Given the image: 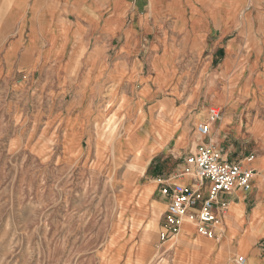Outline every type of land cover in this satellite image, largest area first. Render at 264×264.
<instances>
[{
  "label": "rangeland",
  "instance_id": "1",
  "mask_svg": "<svg viewBox=\"0 0 264 264\" xmlns=\"http://www.w3.org/2000/svg\"><path fill=\"white\" fill-rule=\"evenodd\" d=\"M243 6L226 12L232 27L219 45L144 40L127 59L116 56L119 43H91L81 73L24 79L0 68V264H235L251 246L264 257V237L242 244L264 234L255 226L264 223L263 186L247 194L250 220L234 204L242 231L225 217L220 240L208 239L187 218L162 237L160 189L184 176L195 183L186 158L211 107L220 118L204 141L228 112L241 131L217 148L232 161L255 157V176H264V9ZM151 87L159 103L146 96ZM231 240L239 253L226 263Z\"/></svg>",
  "mask_w": 264,
  "mask_h": 264
},
{
  "label": "crops",
  "instance_id": "2",
  "mask_svg": "<svg viewBox=\"0 0 264 264\" xmlns=\"http://www.w3.org/2000/svg\"><path fill=\"white\" fill-rule=\"evenodd\" d=\"M250 1H254L253 10L264 9V0H0V68L8 70L12 66L15 69L12 73L19 71L24 79L33 74H42L45 69L48 76L81 73V70L78 72L75 69L77 64L80 68H86L87 47L91 43H119L116 56L127 59L144 40L161 44L208 42L214 38V43L219 45L227 39L232 27L231 17L226 12L244 9L243 5ZM228 46H221L226 53ZM108 57L107 54L106 63ZM137 59L136 69L140 71L142 66L138 64H143L139 62L140 57ZM227 61L230 62L229 57L224 61V67ZM212 81L210 85L215 86V79ZM151 91L146 96L159 103L156 89L151 87ZM225 117L228 120L222 121L211 142L219 148L227 138H235L241 131L228 112L222 119ZM157 155L153 154L149 163ZM179 181L193 183L191 178L185 176ZM262 186L264 176L259 174L252 180L251 191ZM249 192L237 191L238 200H230V205L243 204L248 220L252 215V212L247 214L246 210ZM224 218L225 214L221 218L222 223L225 222ZM231 218L234 220L231 216L230 221ZM234 226L242 231L235 220ZM255 226L263 228L264 223L256 219ZM213 230L221 238V228L217 225ZM253 233L242 241L251 243L264 237V234L258 236L259 232ZM226 242L228 248L226 252L224 248L221 249L225 252V256L221 257L227 263L234 254L239 253V249L238 245L230 243L232 240ZM205 245L215 247L211 240H205ZM244 245L247 248L248 244ZM247 264H264V257L255 254L252 246L248 250Z\"/></svg>",
  "mask_w": 264,
  "mask_h": 264
},
{
  "label": "built area",
  "instance_id": "3",
  "mask_svg": "<svg viewBox=\"0 0 264 264\" xmlns=\"http://www.w3.org/2000/svg\"><path fill=\"white\" fill-rule=\"evenodd\" d=\"M220 113L221 110L211 107L206 120L195 126L201 142L197 144L196 152H190L186 158V172L188 175L193 172L195 184H165L160 189L166 199L165 221L162 226L164 240L180 231L185 218L195 223L200 235L219 238L213 229L221 223V218L230 206V200L222 196L252 189L256 169L245 165L243 161L230 160L214 144L204 141L210 135L212 123L220 118ZM252 157H248V160ZM234 263L247 264V257L238 255L234 258Z\"/></svg>",
  "mask_w": 264,
  "mask_h": 264
},
{
  "label": "bare ground",
  "instance_id": "4",
  "mask_svg": "<svg viewBox=\"0 0 264 264\" xmlns=\"http://www.w3.org/2000/svg\"><path fill=\"white\" fill-rule=\"evenodd\" d=\"M210 134H211V132H210ZM141 152H142V150L140 149L139 150V153L141 154ZM139 161L140 160H138L137 158H136V160L133 162V164H137V163H139ZM243 162L245 163V165H248V166H250V167H255V157H252V158H250V160H248V158H246V159H243ZM235 206H234V204H231V207L229 206V208H230V211H229V213H228V215L227 216H225V217H227V218H229V217H231V216H234V215H232L233 213L232 212H234V210H236V211H238V207H236V208H234ZM257 210H255L254 212H256ZM187 218H185L183 221H185ZM229 220V219H228ZM229 222H230V220H229ZM182 224H183V222H182ZM194 225V227H195V223L193 224ZM182 226V225H181ZM218 226L220 227L221 226V223L220 224H218ZM195 229H196V227H195ZM181 230V229H180ZM180 232V231H179ZM178 232V233H179ZM196 232L200 235V233L196 230ZM177 233V234H178ZM200 236H202V235H200ZM203 237H205V236H203ZM207 238V237H206ZM242 244H246V242H243Z\"/></svg>",
  "mask_w": 264,
  "mask_h": 264
}]
</instances>
